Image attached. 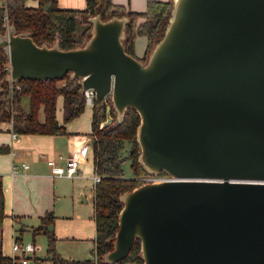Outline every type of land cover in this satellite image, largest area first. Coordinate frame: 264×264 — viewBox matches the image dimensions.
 Wrapping results in <instances>:
<instances>
[{
  "label": "water",
  "instance_id": "obj_1",
  "mask_svg": "<svg viewBox=\"0 0 264 264\" xmlns=\"http://www.w3.org/2000/svg\"><path fill=\"white\" fill-rule=\"evenodd\" d=\"M128 18L93 14L71 47L12 22L0 31L10 81L71 70L119 120L140 113L139 160L169 175L121 194L103 258H125L139 238L144 264H264V0H172L146 60L125 47Z\"/></svg>",
  "mask_w": 264,
  "mask_h": 264
},
{
  "label": "trees",
  "instance_id": "obj_2",
  "mask_svg": "<svg viewBox=\"0 0 264 264\" xmlns=\"http://www.w3.org/2000/svg\"><path fill=\"white\" fill-rule=\"evenodd\" d=\"M0 0V31L7 28L6 22H12L17 30L30 29L38 43L48 44L58 40L61 47L82 44L91 35V16L100 13L103 18L113 14H126L124 44L135 54V38L146 34L148 45L141 59L146 60L155 42L163 35L172 6V0H147L146 8L135 10L126 4L114 0H87L82 8L64 7L57 0ZM136 55V54H135ZM8 51L0 46V120H11L12 128L21 133L65 132L66 122L78 115L85 107V95L82 89V77L72 76L68 71L63 77L29 78L10 81ZM62 96L63 121L58 117V97ZM110 106L112 119L105 124ZM140 113L128 107L122 120L113 107L111 97L95 100L92 112L91 150L94 157V171L101 179L94 184V204L96 219V238L92 257L75 258L64 256L56 247V234L51 226L56 214L53 209L42 215V221L34 230H43L47 234L46 254L32 256L27 264H42L45 258L52 264H124L133 260L135 264H144L141 256V241L136 238L128 255L118 261L108 262L103 258L105 252L113 247V240L119 226V212L123 206L121 194L133 188L143 180L141 176L149 173L139 160L140 143L137 128ZM129 143L128 152H125ZM131 159L132 175H126L124 160ZM161 174H166L161 171ZM5 216L3 183L0 177V264H22L2 251V227ZM22 227L20 228V230ZM21 238V237H17Z\"/></svg>",
  "mask_w": 264,
  "mask_h": 264
},
{
  "label": "crops",
  "instance_id": "obj_3",
  "mask_svg": "<svg viewBox=\"0 0 264 264\" xmlns=\"http://www.w3.org/2000/svg\"><path fill=\"white\" fill-rule=\"evenodd\" d=\"M37 0H30L36 4ZM60 6L82 8L87 0H57ZM124 3L135 10L146 8L147 0H114ZM148 45L146 34L135 38L134 50L137 56H143ZM62 96L58 97V117L63 121ZM93 105L86 103L84 109L66 122L65 132L21 133L12 136V121L0 120V177L3 183L5 216L8 225L20 223L23 229L31 230L35 235L46 234L43 230H34L42 221V215L53 209L56 216L51 223L56 238L57 249L67 257L84 258L93 256L97 233L94 204L93 151L80 163L83 174L67 176L53 174L48 157L58 160L59 154H68L84 136L92 132ZM17 150L13 154L12 150ZM18 163V170L12 171V163ZM28 162L27 167L23 162ZM3 223V222H2ZM21 228V227H20ZM21 240V238L14 237ZM47 237V234H46ZM48 239V238H47ZM23 242V241H22ZM3 253L13 255L2 248ZM37 249L30 252V261ZM51 261V259H50ZM42 264L44 260L41 261ZM52 263V261H51ZM125 264V263H124Z\"/></svg>",
  "mask_w": 264,
  "mask_h": 264
},
{
  "label": "built area",
  "instance_id": "obj_4",
  "mask_svg": "<svg viewBox=\"0 0 264 264\" xmlns=\"http://www.w3.org/2000/svg\"><path fill=\"white\" fill-rule=\"evenodd\" d=\"M6 25H8V22H6ZM8 69L10 70V62L7 64ZM84 95H85V102L93 105L96 100V90L94 87H87L84 89ZM12 136L14 138H17L19 136V132L12 128ZM91 148V135L90 137L88 135H84L80 140L79 143H77L71 151L64 155L59 154L60 160H58L54 156L48 157V163L51 166L53 174H60V175H67V176H76L83 174L82 170L80 169V163L83 159L87 158L88 153ZM13 154L17 153V150H12ZM24 167H27L29 165L28 162L22 163ZM18 170V163L13 162L12 163V171L15 172ZM169 175L167 174H161V173H148L146 175H142L141 179L144 180H154V179H162V178H168ZM93 178V187L94 184L100 181L101 176L100 174L94 172L92 174ZM39 246L34 241H28V242H22L21 240L15 239L14 241V248H13V255L14 258L18 255L19 263L27 264L30 261V252L35 251Z\"/></svg>",
  "mask_w": 264,
  "mask_h": 264
},
{
  "label": "rangeland",
  "instance_id": "obj_5",
  "mask_svg": "<svg viewBox=\"0 0 264 264\" xmlns=\"http://www.w3.org/2000/svg\"><path fill=\"white\" fill-rule=\"evenodd\" d=\"M128 148H129V143L126 144V149L124 151L128 152ZM90 150H91V148H90ZM123 165H124V170H125L126 175H132L133 169L131 166V159L126 158L124 160ZM146 174H148V173H146ZM146 174L144 173L143 175H146ZM1 227H2V248L9 251V252L11 250H13V248H14L15 238H13L12 232L15 233L14 237H16V236L21 237L23 242L33 241L32 239L34 236H33L32 231L28 230V229H23L21 231L20 227H23V226H21L20 223L14 224V226H10V225H8L7 222L3 221V223H1ZM34 242L39 246L37 248L36 254H38V256L45 255L46 254V247H47L46 234H44V233L36 234ZM15 255L18 256L19 254H15ZM43 260H44L43 264H52L50 259H48V258H45ZM125 264H135V262L133 260H128L125 262Z\"/></svg>",
  "mask_w": 264,
  "mask_h": 264
}]
</instances>
